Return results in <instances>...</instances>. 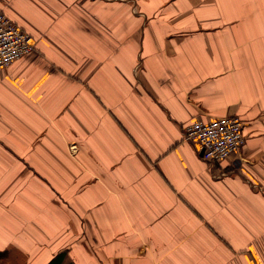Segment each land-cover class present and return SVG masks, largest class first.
<instances>
[{
  "label": "crops",
  "instance_id": "crops-1",
  "mask_svg": "<svg viewBox=\"0 0 264 264\" xmlns=\"http://www.w3.org/2000/svg\"><path fill=\"white\" fill-rule=\"evenodd\" d=\"M1 12L36 40L0 67V168L26 184L0 206L8 264L27 257L17 233L57 234L64 201L74 235L35 264H264V0H0ZM225 115L247 140L215 163L184 133Z\"/></svg>",
  "mask_w": 264,
  "mask_h": 264
},
{
  "label": "built area",
  "instance_id": "built-area-1",
  "mask_svg": "<svg viewBox=\"0 0 264 264\" xmlns=\"http://www.w3.org/2000/svg\"><path fill=\"white\" fill-rule=\"evenodd\" d=\"M34 37L5 13H0V67L33 51ZM184 139L196 141L204 159L218 163L237 152L246 143L244 121L239 115L196 120L185 129Z\"/></svg>",
  "mask_w": 264,
  "mask_h": 264
},
{
  "label": "rangeland",
  "instance_id": "rangeland-1",
  "mask_svg": "<svg viewBox=\"0 0 264 264\" xmlns=\"http://www.w3.org/2000/svg\"><path fill=\"white\" fill-rule=\"evenodd\" d=\"M111 35V33H110ZM112 36V35H111ZM36 41V40H35ZM75 144V143H73ZM71 145V150L74 151L75 149L72 148L75 145ZM70 180V177L68 178ZM26 184L22 185L21 182L17 183L14 181V176H12V171L9 168L2 167L0 168V206L4 204H8L6 208L16 207L15 203L18 201L17 196L18 194L24 195ZM26 193V192H25ZM15 195H17L15 197ZM58 204V201H55ZM64 203L67 205V213L66 216L67 220H63L60 223V227L58 224V221L56 220L55 223H52L50 226V230L52 234L57 231V234L52 235V238L49 240V237L47 239H39L37 236V233L33 236H28L26 233H17V236L20 237L21 241H18L20 244L22 243L24 250H27L25 257L24 264H35L36 260L35 257L37 255L46 256L49 258L51 255L54 254V252L59 248L60 243L62 242L60 239L61 234H65V236L62 238V240L67 236V239H70V236L72 237L74 235L75 229H74V214L72 210V205H70L68 202ZM71 214V215H70ZM81 219V217H80ZM53 222V221H52ZM84 226V224H82ZM60 229V234H59ZM25 230V228H24ZM20 234V235H19ZM49 245V247H48ZM34 249V250H33ZM30 253V251H32ZM3 256V257H2ZM18 257H21V253L17 254ZM44 257V259H47ZM6 258L2 253H0V264H8V259ZM15 264H21L18 260L15 261Z\"/></svg>",
  "mask_w": 264,
  "mask_h": 264
}]
</instances>
